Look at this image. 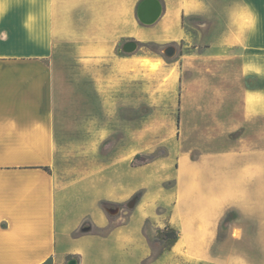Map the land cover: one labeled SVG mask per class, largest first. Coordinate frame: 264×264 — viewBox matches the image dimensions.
I'll return each mask as SVG.
<instances>
[{
	"label": "crops",
	"instance_id": "1",
	"mask_svg": "<svg viewBox=\"0 0 264 264\" xmlns=\"http://www.w3.org/2000/svg\"><path fill=\"white\" fill-rule=\"evenodd\" d=\"M141 1L0 0V264H114L126 232L171 197V248L211 244L235 209L221 244L264 264V143L244 136L252 122L264 132V0H158L150 23ZM189 95L214 117L224 102L240 133L223 151L193 159L179 141ZM137 192L123 226L91 233Z\"/></svg>",
	"mask_w": 264,
	"mask_h": 264
},
{
	"label": "rangeland",
	"instance_id": "2",
	"mask_svg": "<svg viewBox=\"0 0 264 264\" xmlns=\"http://www.w3.org/2000/svg\"><path fill=\"white\" fill-rule=\"evenodd\" d=\"M201 18L194 17L186 20L187 24L197 27ZM191 27V28H193ZM221 68V69H220ZM223 68V69H222ZM207 71V70H206ZM224 72V64L222 67L218 66V73ZM186 76L204 77V72L198 70H188L185 72ZM219 76V75H217ZM201 97L200 107L194 101L192 96H188L183 101V113L180 117L178 139L189 150L193 159L198 158L203 152H217L223 151L229 146L230 141L235 140L240 131L235 133H228L226 130L232 126L234 119L224 117V102L217 101L216 117L208 111V105ZM210 115V116H209ZM264 132L257 131L256 122L249 124L248 131L244 136H249L250 141L254 146L264 143L263 138L258 135H263ZM165 153V149L161 148L145 156L155 158ZM139 159L135 163H139ZM169 188L174 186V180L166 184ZM141 193V192H140ZM175 199L169 198L166 205L154 206L151 218L138 219L134 228L126 232V239L122 242L120 259L115 261L114 264H240L241 260V246L234 244L223 245L221 242L224 240L229 224L232 220L238 219V213L235 209H229L218 222L217 238L211 243L204 246H199L194 243L193 238H190L183 247L171 248L170 250L161 251L163 242H155L156 232L159 227L163 228L164 223L168 221L171 216V208ZM151 199L145 204V207L150 206ZM136 202L130 199L125 206L120 205V211L117 207L108 209V214L112 217H118L110 221L108 226L100 229L91 228L90 231L97 235H106L115 225L123 226L128 221V216L133 210ZM118 211L117 214H115ZM191 213L188 214V216ZM197 214V213H196ZM198 215V214H197ZM188 216L184 224L187 225ZM200 218L203 215H198ZM196 222V221H195ZM176 224L174 221L171 222ZM186 231V237L179 240V245L183 243L188 237V228L183 227L182 231ZM130 235V240L128 239ZM130 244V246H129ZM218 257L215 259L210 256ZM74 258L77 259L76 256ZM70 258L64 261L66 264ZM218 259H222L220 262ZM225 259V262H224ZM49 264V263H48Z\"/></svg>",
	"mask_w": 264,
	"mask_h": 264
},
{
	"label": "water",
	"instance_id": "3",
	"mask_svg": "<svg viewBox=\"0 0 264 264\" xmlns=\"http://www.w3.org/2000/svg\"><path fill=\"white\" fill-rule=\"evenodd\" d=\"M161 6L158 0H142L137 8V16L141 22L150 23L153 22L160 14ZM135 48V43L130 41L125 43L124 49L127 51L133 50ZM164 53L167 56H171L174 53V48L172 46L166 47ZM84 230H88L85 227ZM77 260L71 257L66 264H76Z\"/></svg>",
	"mask_w": 264,
	"mask_h": 264
},
{
	"label": "trees",
	"instance_id": "4",
	"mask_svg": "<svg viewBox=\"0 0 264 264\" xmlns=\"http://www.w3.org/2000/svg\"><path fill=\"white\" fill-rule=\"evenodd\" d=\"M139 159V163H145L149 160H151V156H145L142 154H135L134 156V162L135 160ZM47 171L50 172L49 168L44 167ZM141 193L137 192L132 196V200H134L135 202H137L140 198ZM108 203H102L103 206H106ZM179 237V231L171 226L170 224H166L163 228H159L156 232V238H155V242H163L162 243V248L161 251H165V250H170L171 247L176 243V241L178 240ZM73 257V255L68 256V258Z\"/></svg>",
	"mask_w": 264,
	"mask_h": 264
},
{
	"label": "clouds",
	"instance_id": "5",
	"mask_svg": "<svg viewBox=\"0 0 264 264\" xmlns=\"http://www.w3.org/2000/svg\"><path fill=\"white\" fill-rule=\"evenodd\" d=\"M0 14H2V10H0Z\"/></svg>",
	"mask_w": 264,
	"mask_h": 264
}]
</instances>
